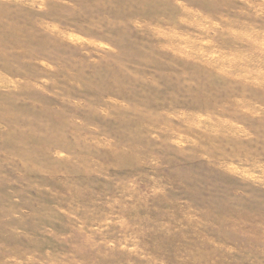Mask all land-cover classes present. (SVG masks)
I'll return each mask as SVG.
<instances>
[{"label":"rangeland","instance_id":"rangeland-1","mask_svg":"<svg viewBox=\"0 0 264 264\" xmlns=\"http://www.w3.org/2000/svg\"><path fill=\"white\" fill-rule=\"evenodd\" d=\"M0 264H264V0H0Z\"/></svg>","mask_w":264,"mask_h":264}]
</instances>
